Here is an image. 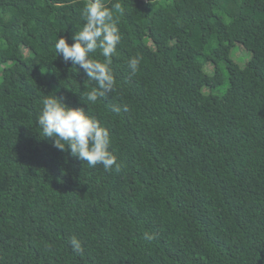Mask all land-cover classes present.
<instances>
[{"label":"trees","instance_id":"16d2710c","mask_svg":"<svg viewBox=\"0 0 264 264\" xmlns=\"http://www.w3.org/2000/svg\"><path fill=\"white\" fill-rule=\"evenodd\" d=\"M85 2L0 0V264H264V0H120L116 83L95 104L54 47ZM52 93L109 129L119 171L41 136Z\"/></svg>","mask_w":264,"mask_h":264},{"label":"clouds","instance_id":"9594fccd","mask_svg":"<svg viewBox=\"0 0 264 264\" xmlns=\"http://www.w3.org/2000/svg\"><path fill=\"white\" fill-rule=\"evenodd\" d=\"M120 0L111 8L104 0H86L82 9L83 25L76 31L70 44L64 36L55 41V56L62 55L64 61H71L84 70L89 80L96 82L84 95V102L95 104L100 98L111 93L115 87V78L110 65L112 57L117 54V45L121 42L116 14H123ZM99 50L103 61L94 59L92 54ZM140 65V57H131L127 67L134 75ZM86 103V104H87ZM112 112L119 113V105L112 106ZM37 124L41 136L54 137V146L61 151L70 150V154L90 167L102 165L106 171L113 168L119 171L117 157L110 150L111 136L109 129L82 107H70L57 95H46L41 101V110ZM154 234L145 232L146 241L153 240ZM70 245L73 252L82 254L81 241L72 237Z\"/></svg>","mask_w":264,"mask_h":264},{"label":"rangeland","instance_id":"374dc122","mask_svg":"<svg viewBox=\"0 0 264 264\" xmlns=\"http://www.w3.org/2000/svg\"><path fill=\"white\" fill-rule=\"evenodd\" d=\"M241 49H243V55L237 56L236 52L239 53ZM231 57L240 65H243L249 59L250 53L245 50L241 44L235 43L231 48Z\"/></svg>","mask_w":264,"mask_h":264}]
</instances>
